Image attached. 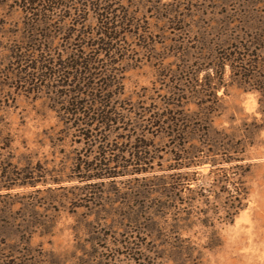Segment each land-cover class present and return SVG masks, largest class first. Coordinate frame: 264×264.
I'll return each mask as SVG.
<instances>
[{"label": "rangeland", "instance_id": "374dc122", "mask_svg": "<svg viewBox=\"0 0 264 264\" xmlns=\"http://www.w3.org/2000/svg\"><path fill=\"white\" fill-rule=\"evenodd\" d=\"M105 17L100 73L130 104L71 127L70 70L52 73ZM261 101L264 0H0V264H264ZM181 108L209 129L183 142L153 119Z\"/></svg>", "mask_w": 264, "mask_h": 264}, {"label": "trees", "instance_id": "16d2710c", "mask_svg": "<svg viewBox=\"0 0 264 264\" xmlns=\"http://www.w3.org/2000/svg\"><path fill=\"white\" fill-rule=\"evenodd\" d=\"M34 1L35 0H31V3H33ZM100 5L101 3H96V7H100ZM97 9L100 10L101 8ZM109 9H106L107 14L112 13ZM100 15L103 17V13H101ZM111 25L112 22L109 21L107 17L103 18L100 24V32H98L100 36L98 39H100L101 42L98 41L92 44L90 47V52L87 54L83 51H75L73 52V54L68 55L64 62L59 63V69H57V72L53 71L52 73L53 76H60L59 74L63 70H70V72H67L66 75H61H64V77H66L67 79L72 80L71 84H74L73 89L70 90L72 97L70 100H67L64 111L66 115L72 116L74 119V121H71V127L79 128L83 125L89 126L93 123L110 126V124L112 123L119 122L121 119H125L124 117L122 118L119 116H125L126 114L116 110V106L113 107V102L116 100H120V102L124 104V106L130 104V101H128L127 98H121V96L123 95V88L121 87L120 81H118L117 79L118 77L115 73H100V62H102L100 55L103 54L102 50H105L106 52L109 48H112V46L109 47V45L116 38L114 35H110L113 30L115 31V29L112 28ZM100 44L103 46L105 45V47L107 48L103 49V47H99ZM234 59L235 58H233L232 60L234 61ZM98 70L99 72L97 73ZM255 82L258 85L262 84L259 83L261 81L258 79ZM206 90L207 88L205 89V91ZM261 104L264 106L263 101H261ZM121 110L126 112L130 111L129 107H124ZM168 114L169 116H167V118L163 120H161V115L158 116V118L155 116L157 119L155 117H153V119L156 120L155 122H158V125L162 124V128L167 129L166 132L178 133L179 139L183 142L188 141L190 138H192L191 136H193V134H196L195 132L197 130L202 129L204 131L208 130L210 127L209 123L211 121L209 122L207 117L203 120L194 119L184 110V108H181L180 110H171ZM199 137H201V140H199L203 143L206 139L211 140V138L208 137V134L204 132L203 135ZM219 138L220 139L218 140H214V142H217L216 144L220 145L219 141L221 143L224 140L226 142L225 144L227 147H225V149L227 150V152L240 153L243 151L242 148H244V146L240 144V140H237V142L232 141L230 143L232 139L228 138L223 133ZM240 145L242 147H239ZM193 147L197 149V146ZM134 157H136L137 159L139 158L137 156V153L134 155ZM235 159L242 160V158H240L239 156ZM199 162H194L193 164L196 165L199 164ZM211 164H215V161H211ZM185 165L188 166L190 165V163L186 162ZM88 170L90 169L88 168ZM179 177L180 178L178 180L173 181L172 184H169V188L167 191L169 192V198L175 196V190L182 191V189L187 187L190 182V179H186L183 176ZM82 178H90V175L86 177L84 176ZM236 191L237 196L239 198L240 196L241 198H243L242 196L243 194H245V188L242 187V182H240V185L238 186V188H236ZM235 202L236 199H233L229 203H227V208L229 211L230 209L235 208Z\"/></svg>", "mask_w": 264, "mask_h": 264}]
</instances>
